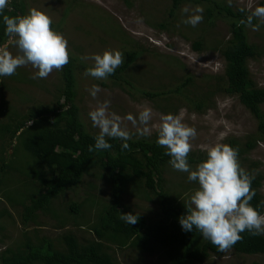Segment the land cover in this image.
<instances>
[{
    "label": "rangeland",
    "instance_id": "rangeland-1",
    "mask_svg": "<svg viewBox=\"0 0 264 264\" xmlns=\"http://www.w3.org/2000/svg\"><path fill=\"white\" fill-rule=\"evenodd\" d=\"M209 0L184 1L173 15V0H24L26 13L35 7L53 20V29L68 40L73 62L74 104L84 130L97 135L88 113L98 102L110 100L109 112L121 117L138 115L142 106L153 110L152 123L160 114H179L185 110L184 122L197 130L189 155L206 156L209 145L224 143L238 149L242 168L249 175L263 176L260 192L264 197V135L257 119L234 94L225 92V61L222 50L231 39V18L226 13L208 16ZM229 6L228 0H213ZM197 6L203 8V21L196 27L182 21V12ZM264 0H233L234 11L245 9L248 15ZM245 32L256 54L247 60L251 77L257 86H264V23L254 18ZM259 25V30L254 26ZM200 42L196 50L193 43ZM15 52V49H12ZM105 50H119L124 61L134 54L133 61L120 78L109 75L97 80L85 75L94 66L91 57ZM36 69L20 67L13 76L1 78L0 100V255L11 256L19 248L26 251L28 242L40 251H64V237H74L80 246L100 241L115 264H169L163 247L143 248L138 244L119 246L116 241L98 239L93 227L100 222L101 212L112 201L111 186L98 161L88 164L80 183L52 199L43 210L27 218L31 200L46 193L40 177L50 173L25 148L31 132L36 130L27 121L37 109L54 108L65 103L66 81L62 70L53 71L46 79H31ZM93 85L101 91L90 95ZM151 93H156L150 96ZM199 105V106H197ZM264 113V104L261 105ZM54 119H51L53 122ZM25 122L22 129L17 124ZM132 139L156 141L151 136H138L132 124L125 121ZM29 127V128H28ZM12 137V138H11ZM232 140V141H231ZM252 147L247 148V144ZM195 169L197 163L189 162ZM56 174L53 176L55 177ZM163 189L178 203H186L198 187L190 182L188 173L174 170L169 162L161 168ZM121 212L141 216L147 223L161 216L157 194L145 187L142 179L127 182L121 193ZM264 214V212L262 213ZM264 264V253H239L230 249L210 254L204 261L188 264ZM1 264V263H0Z\"/></svg>",
    "mask_w": 264,
    "mask_h": 264
},
{
    "label": "trees",
    "instance_id": "trees-1",
    "mask_svg": "<svg viewBox=\"0 0 264 264\" xmlns=\"http://www.w3.org/2000/svg\"><path fill=\"white\" fill-rule=\"evenodd\" d=\"M188 0H173L171 15L178 7ZM207 5L208 16L226 13L231 18V39L222 50L225 61L224 77L226 80L225 92L234 94L239 102L257 119L258 130L264 135V113L261 105L264 104V86H257L253 81L247 60L256 54V47L247 39L245 25L241 20L247 19L244 11H234L229 6L209 0ZM24 0H10L4 14L10 16L26 13ZM255 21L253 19L252 24ZM6 40L5 25L0 15V44ZM196 50L201 49L200 42L193 43ZM134 54L127 57L124 63L110 75L120 78V73L133 61ZM73 60L63 68V78L67 83L65 103L54 108L37 109L33 111L27 121H33L36 128L24 148L31 153L50 173L49 177H40L41 186H47L45 194L31 200L30 206H24L26 217L29 218L37 211L43 210L46 205L59 194L77 186L87 172L88 164L98 161L111 186L112 201L101 212L100 222L93 227L98 239L107 238L116 241L119 246L138 244L143 248L160 245L169 264H188L192 261H204L210 254L223 252L205 240L196 230L186 232L182 229L179 218L187 210L185 203L173 200L163 189L161 168L169 162L171 157L165 155L166 149L156 141L148 139H131L128 141L130 149H121L123 141L107 138L112 145L107 150L89 151V146L95 145V136L84 130L79 119L78 108L74 104ZM119 73V74H117ZM0 77V88H1ZM156 93H151L150 96ZM199 106V105H197ZM3 103L0 100V112ZM65 109V110H64ZM51 119H54L51 122ZM17 124L18 130L25 126V122ZM29 128V127H28ZM12 138V137H11ZM232 141V140H231ZM233 148L235 145L231 144ZM252 147L248 143L247 148ZM206 156L189 155L188 162L200 163ZM89 164V165H90ZM56 174L55 177H53ZM252 176V175H250ZM254 177V176H253ZM263 176H255L252 180V189L256 195L250 201L251 205L261 214L264 212V197L260 192ZM142 179L146 188L154 191L158 196L161 207V216L154 222L147 223L141 216L133 225L120 218L121 193L127 182ZM243 239L231 247L239 253H264V235H252L248 231L241 233ZM65 250L40 251L33 249L27 242L26 251L16 249L0 255L1 264H115L111 256L102 248L100 241L80 246L72 236L64 237ZM250 264H259L252 262Z\"/></svg>",
    "mask_w": 264,
    "mask_h": 264
},
{
    "label": "clouds",
    "instance_id": "clouds-1",
    "mask_svg": "<svg viewBox=\"0 0 264 264\" xmlns=\"http://www.w3.org/2000/svg\"><path fill=\"white\" fill-rule=\"evenodd\" d=\"M228 2L231 6L233 0ZM9 3L10 0H0L6 37L0 44V77L13 76L18 68L27 65L36 69L31 76L34 80L46 79L53 71L62 70L70 62L68 40L53 29L52 18L35 7L24 15L4 14ZM240 10L245 11L243 8ZM190 11L191 14L182 22L196 27L203 21L204 10L200 6L191 10L187 6L182 8L185 14ZM254 18L264 23V6L250 10L246 21L241 20L240 23L251 25ZM254 30H259V25H255ZM91 59L94 66L89 67L85 75L97 80H106L124 63V56L119 50H105ZM89 91L96 98L101 89L99 85H93ZM110 103V100L98 102L88 113L93 127L99 129L95 145L89 146L90 152L110 149L112 145L107 138L123 141L122 150L130 149L128 141L133 133L125 121L132 124L138 136H151L155 130L158 135L156 143L166 149L165 155L171 157V167L188 173L190 182H198V187L185 203L186 214L179 218L184 231L195 228L203 239L209 240L221 252L230 250L242 240L241 233L245 231L252 235H264V214L250 203L256 195L251 187L254 177L241 167L238 149L224 143L209 145L205 149L206 159L193 169L188 157L197 130L184 122V109L179 114H160L158 122L152 123L154 113L148 106L140 107L138 115L129 113L121 117L109 112ZM32 123L30 121L28 126ZM120 218L131 225L138 220L132 213H121Z\"/></svg>",
    "mask_w": 264,
    "mask_h": 264
}]
</instances>
